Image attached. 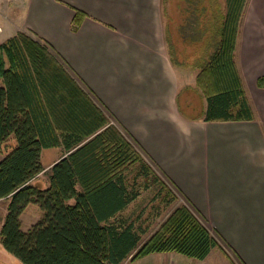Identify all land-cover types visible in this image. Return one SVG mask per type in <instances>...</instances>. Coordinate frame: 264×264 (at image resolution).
<instances>
[{
  "label": "trees",
  "instance_id": "1",
  "mask_svg": "<svg viewBox=\"0 0 264 264\" xmlns=\"http://www.w3.org/2000/svg\"><path fill=\"white\" fill-rule=\"evenodd\" d=\"M225 2V12L211 18L214 50L199 64L203 69L197 81L206 108L198 117L252 120L236 61L249 0ZM83 16L77 10L74 29ZM41 40L19 31L0 44V148L11 138L16 141L0 160V200L8 201L1 243L23 264H121L141 248L144 233L142 214H126L127 209L141 195L140 187L159 178L51 52V44ZM257 84L264 88V75ZM53 147L62 148L63 156L47 171L49 186L41 188L32 181L45 171L43 149ZM30 205L42 217L26 231L22 214ZM217 246L208 227L187 207H179L139 253L174 251L204 260Z\"/></svg>",
  "mask_w": 264,
  "mask_h": 264
},
{
  "label": "rangeland",
  "instance_id": "2",
  "mask_svg": "<svg viewBox=\"0 0 264 264\" xmlns=\"http://www.w3.org/2000/svg\"><path fill=\"white\" fill-rule=\"evenodd\" d=\"M17 1L19 6H15L14 4ZM257 1L263 2L264 8V0H253V3L249 6L250 8L248 10L245 27L246 31L243 34L242 40L240 39L236 59L238 65L240 64L244 67L242 73L246 78V89L252 107H258V109L264 112V88L259 89L256 86V78L264 74V12H262L259 7L256 8L255 2ZM150 2L152 3L149 4L154 7L152 22H154L155 26L149 29L150 34L144 36L145 40L138 39L134 34L122 29L118 26V22H115L116 25H110L108 22L97 21V23L100 22L99 24L102 30L108 31L106 37H108L109 43H113V40H115L132 50L138 49L141 52L143 51L142 55L146 54L145 57L153 56V58L159 62L164 63L167 72L163 73L159 68L158 73L153 72L150 74L152 78L150 77L149 80H147L148 75H144L145 66H143V64H146L147 71L150 70L145 58L139 61V66L143 67H138L135 70L131 69L130 76H128V73H126L127 76H120L121 70L118 69L117 71L115 67L111 68V66L107 77H103L100 71H93V76L95 77L94 81L100 83V85L105 88L104 91H100L101 89L95 86L92 80L85 78L83 73L79 70V67L78 69L74 67L63 53L57 51L55 45L51 41L44 39L51 44V52L59 58L67 67L68 71L76 77L84 88L91 92L96 103L108 114L111 121L117 125L123 134L131 141L135 149L141 154V157L151 166L154 172L153 174H156L159 178L158 182L150 180V184L147 187H140L141 195L127 209L126 214H132L136 217L142 214L140 223H142L144 233L140 245L141 248L135 251L121 264H243L241 259L235 255L234 247H232L229 242L226 233L227 230H229L228 228L235 232V227L241 229L247 227L244 229L247 235L246 238L255 239L259 236V229L256 228V225L263 223L264 215H261V213H263L264 210L261 212H257V210L258 205L264 207L262 202V200L264 201V191H262L260 195L256 194V191L258 185L257 179H259L260 184H263V181H261L263 178L176 177L174 166H177V164L181 165L183 163L185 164L184 168H186L192 167V164L199 162V158L193 154V152H197V150L194 151L193 148L195 138L192 137L193 134L187 132L186 125L190 123L179 119L180 122L178 120L176 129L178 128L179 131V128H181L183 131H179L180 144L178 148L175 146L168 147V145H166L165 148L160 147L161 149L158 150L159 154H157L156 149L149 147L143 139L141 140V138H139V134L135 132V135L134 131L128 128L127 122L125 123L121 117L117 116V112H115L112 105L114 102L115 104H119L120 107H123L122 98H127L128 96L132 97L134 100V97L138 96L136 95L138 93L137 88L139 89L144 83L150 90L159 87L160 77L162 74L163 76L165 74L168 79L169 88L168 102L170 99L171 102H174L175 96L178 94L180 108L190 117L199 116L205 104L206 97L202 89L198 86L197 80L203 69L201 66H203V63L207 60V55L209 54L208 50H214V44L209 42L212 37L210 28H212L215 23L211 18L215 15L214 13L216 11L221 13L225 12L226 2L225 0H152ZM10 3H12L10 6L0 3V24L5 17L7 19H12L14 24H19L23 19L22 16L25 14L27 0H12ZM2 5L4 7L1 8ZM151 5L150 7H152ZM161 16H163V19ZM140 32L144 31L142 30ZM6 34L8 33H4V35ZM30 35L38 40H41V38L43 39V37L37 34ZM138 35H140V33H138ZM167 38L172 47L169 45ZM146 39L152 45H150ZM1 40L0 37V44L3 43ZM69 47L72 48L71 45ZM200 63H202L201 66L199 65ZM88 72L90 73L89 70ZM163 84L164 82H162V85ZM117 85L120 90H117ZM122 86H124L123 90L125 89L124 93L121 89ZM152 95L154 96L155 94L153 93ZM115 96L118 98L115 99ZM114 99L115 101H113ZM158 103L159 101L157 100L154 106ZM154 106L150 107L147 103H140L138 100L133 113V116L137 117V122L144 119L143 113L150 114L151 116L159 114L161 111L157 110ZM172 109L175 111L177 109L176 105H174ZM166 113L168 116L167 119L171 120L174 125L176 119L172 114L168 113V110H166ZM182 122L187 124H182ZM199 125L207 128L212 124L202 122ZM221 125L225 126L232 124ZM258 125H264V123L260 122V118H258ZM138 126H140L139 129H142L143 137L144 135H147V139L152 137L150 132L152 133L153 131L150 127H147L143 122H139ZM154 126L155 130L158 125ZM161 129L162 128L158 127L157 131ZM163 137L164 136H162V138ZM13 145H16V141L14 138H11L1 146L0 155L12 150L14 147ZM262 145V149L264 150V141H262ZM54 151L57 152L58 150ZM241 151L242 161L245 160V155L248 156V153ZM226 161L228 164L232 163L231 160H225V162ZM234 161L240 163V161ZM43 163L45 165L48 164L46 158L43 160ZM134 170L136 171V169ZM135 171L129 176L130 181H133ZM46 175L47 173L45 172L41 177H36L35 183L39 186L47 184L48 177ZM143 178L144 177H140L139 181L141 182ZM179 178L182 181L179 180ZM161 189H163L162 192H160ZM216 190L220 193L219 196H217L218 192ZM192 191L202 194L204 209L201 208L202 205L200 206L197 203V200L192 198ZM167 193L170 194L167 196ZM240 193L243 194L241 197L244 201L251 202L248 209L242 210V213H240L239 209L242 205V200H238ZM166 196L170 198L169 201L166 200ZM7 202L6 199L0 200V225ZM179 207H187L198 221L208 227L211 234L217 240L218 246L215 247L213 252L204 260L189 257L174 251L153 252L148 255L140 254L139 252L142 247L148 244L149 241L162 231L165 223L168 222L170 216ZM232 208L237 210L234 211L229 220L226 217L224 219V217H222L224 216L223 210L229 212V209L232 211ZM213 210H215L214 214ZM30 211L37 215V206L31 205ZM39 213L38 215H41L40 210ZM9 254L10 253L5 250L1 243L0 234V264H23L17 258H14L12 254H10V257Z\"/></svg>",
  "mask_w": 264,
  "mask_h": 264
},
{
  "label": "crops",
  "instance_id": "3",
  "mask_svg": "<svg viewBox=\"0 0 264 264\" xmlns=\"http://www.w3.org/2000/svg\"><path fill=\"white\" fill-rule=\"evenodd\" d=\"M11 1L12 0H0V3L8 4L10 6V4H12L10 3ZM150 1L152 0H27L25 14L22 16L23 19L19 24H14L12 19H7L6 17L1 22V42H4L8 38L16 35L19 31H24L32 35H40L44 39L51 41L55 45L57 51L63 53V55L69 59L68 61L74 65V67L77 69L79 67V70L83 73L85 78L92 80L95 86L101 89L100 91H104L105 88L102 87L100 83L94 81L95 77L93 76V71H100L103 77H107L110 66L111 68L115 67L117 71L120 69V76H127L126 73H128V76H130L131 69L135 70L138 67L145 66L144 75H148L147 80H149L151 77L150 74L153 72L158 73L159 68L161 71H163V73L167 72L164 63L159 62L153 58V56L145 57L146 54L142 55L143 51L141 52L138 49L132 50L129 47L127 48L126 45H123L115 40H113V43H109L107 39L108 37H106L108 35V31L102 30L99 24L100 22L97 23V21L108 22L110 25H116L115 22H118V26H120L122 29L134 34L138 39L140 38L145 40L144 36L150 34L149 29L152 26H155L154 22H152L154 7L149 4L152 3ZM252 3L253 0H249L241 23L237 40L236 54L238 53L240 39L242 40L243 34L246 31L245 27L248 17V10ZM14 4L15 6H19L18 1ZM3 5L1 8L4 7ZM150 5L152 7H150ZM255 6L256 8L259 7L260 10L264 12L263 2L257 1L255 2ZM77 10L85 12L86 16H83L84 18L79 28L74 29V18L77 14ZM162 17L163 16H161V18ZM142 30L144 32H140ZM4 33L8 34L4 35ZM138 33H140V35H138ZM146 41L152 45L147 39ZM70 45L72 48L69 47ZM145 58L148 62L147 66L150 68L148 71L146 69V64L139 66V61ZM238 67L243 77L245 90L250 101V97L246 89V78L242 73L244 67L240 64ZM262 75H259L256 78V86L259 89L262 88L258 86L257 80ZM167 80V76L165 74L163 76L162 74L160 77V86L151 90L148 88V86L146 87L144 83V85H141L139 89L137 88L138 93L136 95L138 96L134 97V100L129 96L127 98H122L123 107H120L119 104H115L113 102L112 105L115 109V112H117V116L121 117L125 123L127 122L128 128L131 131H134V133L136 132L139 134V138H141V140L143 139L149 147L156 149L157 154H159L158 150L165 148L166 145H168V147L175 146L178 148L180 144L179 131H183L181 128H179V131L178 128L176 129V124L178 123L179 119L190 123L189 125H186L187 132L193 134L192 137L195 138L193 148L194 151L197 150V152H193V154L199 158V162L192 164V167L186 168H184L185 164L183 163L181 165L177 164V166H174L175 176L262 177L263 179L261 181H263V184H260L259 179H257L258 185L256 194L260 195L261 192L264 191V150L262 149V141H264V125H258V118H260V122L264 123V112L258 109V107H254V118L252 120L205 121L198 116L191 118L189 115V117L185 116L180 111L178 94L175 96L174 102H171V99L168 102L169 88ZM162 82H164L163 85ZM123 87L124 86H122L121 89L124 93L125 89L123 90ZM117 90H120L119 86ZM153 93L155 94L154 96L152 95ZM116 98L118 97L115 96V99ZM115 99L113 101H115ZM138 100L140 103H147L150 107L154 106V103H157V100L159 101V103L154 107H156L157 110H160L161 112L155 116L143 113L144 119L139 121L146 124L147 127H150L153 131L152 133L150 132L152 137L148 139L147 135H144L143 137L142 129H139L140 126H138L139 122H137V117L133 116L135 110L134 108L136 107ZM174 105H176L177 108L175 111L172 109ZM205 108L206 100L202 111H204ZM166 110H168V113L172 114V116L176 119L174 125L172 124L171 120L167 119L168 116ZM202 122H207L212 125L207 128L201 127L199 124ZM187 123L182 122V124ZM221 124L232 125L222 126ZM154 125H158V127L162 129L157 131V127L154 130ZM162 136L164 137L162 138ZM54 150L58 151L55 152ZM9 151L4 154L2 153V155H0V160H2L9 153ZM240 151L248 153V156L245 155V160L241 161L242 158ZM44 156L48 161V164L46 165L43 163V160L45 159ZM62 156L63 149L60 147L43 149L41 161L45 167V171L39 174L37 177H41L45 172L47 173L52 165L56 163ZM225 160H231L232 163L228 164L227 161L225 162ZM234 160L240 161V163H237ZM46 176L48 177V174ZM36 179L37 178L33 179V184H36ZM179 180L181 179L179 178ZM48 186L49 180L47 181V184L40 187L46 188ZM216 191L218 192V190ZM191 193L192 198L197 200V203L200 206L202 205L201 208L204 209V203H202V194L193 191ZM219 195L220 193L218 192L217 196ZM242 195L243 194L240 193L238 198V200H242V205L239 207L240 213H242V210H247L249 204L251 203L244 201L241 197ZM262 202L264 204L263 200ZM30 206H28L22 214L23 229L26 231L29 230V228L42 217V213L41 215H38L40 214L39 209L37 211V215H35L36 213L33 214L30 211ZM263 208L264 207L262 205H258L257 212H261L264 210ZM236 210L237 209L233 208L232 211L229 209V212L227 210H223L224 216L222 217H224V219L226 217L229 220ZM214 212L215 210H213V214ZM6 214L7 206L4 216L1 220L0 232ZM261 215H264V212L261 213ZM246 228L247 227L241 229L235 227V232L233 230L231 231L230 228L227 230L226 234L232 247H234L233 249L235 250V255L241 259L243 264H264V221L263 223L256 225V228L259 229V236L255 239L246 238L247 235L244 231ZM212 252L213 250L211 253ZM13 257L16 258L15 256Z\"/></svg>",
  "mask_w": 264,
  "mask_h": 264
}]
</instances>
